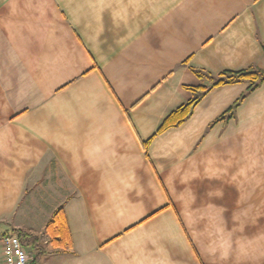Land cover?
Returning a JSON list of instances; mask_svg holds the SVG:
<instances>
[{
    "label": "crops",
    "instance_id": "obj_1",
    "mask_svg": "<svg viewBox=\"0 0 264 264\" xmlns=\"http://www.w3.org/2000/svg\"><path fill=\"white\" fill-rule=\"evenodd\" d=\"M250 67L264 0H0V264L18 229L42 237L34 264H206L183 217L264 201V83L158 130L193 70ZM59 207L64 250L44 235Z\"/></svg>",
    "mask_w": 264,
    "mask_h": 264
},
{
    "label": "rangeland",
    "instance_id": "obj_2",
    "mask_svg": "<svg viewBox=\"0 0 264 264\" xmlns=\"http://www.w3.org/2000/svg\"><path fill=\"white\" fill-rule=\"evenodd\" d=\"M243 204L238 212L212 208L211 216L183 217L193 228L190 235L206 264H264V201Z\"/></svg>",
    "mask_w": 264,
    "mask_h": 264
},
{
    "label": "trees",
    "instance_id": "obj_3",
    "mask_svg": "<svg viewBox=\"0 0 264 264\" xmlns=\"http://www.w3.org/2000/svg\"><path fill=\"white\" fill-rule=\"evenodd\" d=\"M193 73L198 79L203 81V84L197 87L188 88V90L192 92V97L166 117L158 132L183 123L191 115L195 104L212 88L247 82L249 84L248 92H250L257 88L260 84L264 83V71L255 67H250L239 72H222L216 76H213L202 70H193ZM243 98L244 96H241L240 99L235 102L233 107L229 108L224 113L228 115V118L232 115L234 107H236L238 102ZM224 114L216 121L223 120ZM146 146L147 143L144 144L145 148ZM13 234L18 238L20 244L28 250H38L40 247L42 237L36 231L18 229L13 230ZM44 235L47 237V241L50 243L53 249L64 250L71 247L70 232L65 214L61 207L57 208L47 220L44 226ZM37 255L38 253L32 257L29 264H34V260Z\"/></svg>",
    "mask_w": 264,
    "mask_h": 264
},
{
    "label": "built area",
    "instance_id": "obj_4",
    "mask_svg": "<svg viewBox=\"0 0 264 264\" xmlns=\"http://www.w3.org/2000/svg\"><path fill=\"white\" fill-rule=\"evenodd\" d=\"M2 263L1 264H29L31 253L24 248L18 238L11 232L1 239Z\"/></svg>",
    "mask_w": 264,
    "mask_h": 264
}]
</instances>
